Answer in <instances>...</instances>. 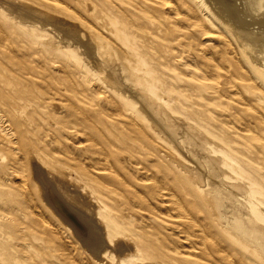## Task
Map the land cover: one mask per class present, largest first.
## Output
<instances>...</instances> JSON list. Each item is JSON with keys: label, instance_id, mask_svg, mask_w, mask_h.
I'll list each match as a JSON object with an SVG mask.
<instances>
[{"label": "rangeland", "instance_id": "obj_1", "mask_svg": "<svg viewBox=\"0 0 264 264\" xmlns=\"http://www.w3.org/2000/svg\"><path fill=\"white\" fill-rule=\"evenodd\" d=\"M63 1L0 0V264H109L56 216L43 188L50 201L51 188L73 197L77 191L79 202L97 207V221L125 217L181 264H264V232L254 240L235 232L214 204L218 189L230 191L243 216L241 201L251 198L247 225L264 230V82L237 41L202 0ZM234 1L220 7H242ZM145 100L195 149L157 130ZM198 159L217 168L208 181ZM34 161L47 180L39 188Z\"/></svg>", "mask_w": 264, "mask_h": 264}, {"label": "bare ground", "instance_id": "obj_2", "mask_svg": "<svg viewBox=\"0 0 264 264\" xmlns=\"http://www.w3.org/2000/svg\"><path fill=\"white\" fill-rule=\"evenodd\" d=\"M2 1H4V0H2ZM61 1L64 2L63 0H61ZM202 1L209 8L210 12L215 16L216 20H218L219 24L221 26H223L224 29L232 35L233 39H235L237 41L240 50L247 57L252 68L259 74V76L261 77V79L264 82V62H263L264 61V0H242L241 5L243 8L240 6L239 7L236 6L234 3L233 6H236L235 8H237V10L232 11V12H229V10H225V7L224 8L220 7V6H225V3L222 2L223 0L222 1L221 0H214L213 3L215 5L210 0H202ZM11 2L12 1H10L9 3L12 4L13 2L12 3ZM17 2L19 3L20 8L25 7L26 9L31 10L34 13L38 14V16H44V18L45 17L51 18V20L54 19L55 21L59 20V17L57 15H56L57 17L52 16L54 14L50 15L46 10L40 8L39 6H35L30 2H26V1H17ZM224 2H225V0H224ZM18 3L14 2V4H18ZM6 4H8V3H6ZM71 5H73V4L71 3ZM213 5L217 6L216 7L217 9H215V7ZM6 7H8V6H6ZM74 7H75V5H74ZM89 7L91 9V6H89ZM8 8H10V7H8ZM75 8H78V7H75ZM13 10H14V8H13ZM230 10H232V9H230ZM14 11H15L14 12L15 15L20 17L22 20H24V21L27 20V18L25 16H23L21 11H19V10L18 11L14 10ZM241 11H243V12H241ZM69 12L71 13V11H68V14H69ZM29 13H31V12L29 11ZM36 14H35V16H37ZM30 15H32V14H29V17H30ZM84 16H86V15H84ZM75 17H76V19L78 18V16H76V15H75ZM41 18L42 17H40V19ZM86 19L89 20L90 18H86ZM113 19L115 20V22H117L118 29H119L118 31L120 32V34L123 35L125 41L132 43L133 37H132L131 33L128 31L126 25L122 24L116 15L113 16ZM34 21H35V19H34ZM60 21L62 22V20H60ZM66 21H68V20H66ZM37 22H38V20H37ZM39 22L41 23V21H39ZM52 23H53V21H52ZM74 23H76V22H74ZM67 24L68 25H67L66 29L68 28L72 32V35L73 34L79 35V33L81 35L82 30L79 31L77 25L72 24V23H68V22H67ZM61 25H62V23H61ZM64 25L65 24L63 23L62 28ZM57 26H58V23H57ZM69 30H68V32H69ZM82 33H84V32H82ZM70 36H71V34H70ZM88 43L92 44L93 42L91 43V41L88 40ZM218 43H219V41H217V44ZM221 43H223V42H221ZM223 45L227 46V43L223 44ZM229 45H231V43H229L228 46ZM88 46H89V50H90V46L93 47L94 44L93 45H87V47ZM87 47L85 46V48H87ZM72 48H73V46H72ZM94 50H95V48H94ZM222 51L225 52L224 50H222ZM232 51H234V49ZM93 55L95 57L96 53ZM236 55L237 54H235V56ZM95 58H97V57H95ZM25 60H27V59L25 58ZM99 60L100 59L98 58V61ZM191 62H192V60H191ZM98 65L100 66V64H98ZM96 66H97V64H96ZM97 68H98V66H97ZM60 70H63V69H60ZM120 71H121V69H120ZM201 75H203V74H201ZM124 78H122V79L124 80ZM126 89H128V88H126ZM136 90H138V89H135V91ZM122 92H124V90ZM129 93H131V92H129ZM132 93H133V89H132ZM154 93L156 94V96L160 97L159 92L157 90H155ZM134 94H136V93L134 92ZM138 94H140V92H138ZM135 96L138 98L137 95H135ZM139 99H141V98H139ZM142 100H143V97H142ZM142 103L141 104L146 107L148 114H149V117L152 118L157 130L164 132L168 136V138L173 139V142H175V144H177L179 147L189 149V150L195 149L194 142L192 140H190V138L187 135H185L184 133L178 135V134H175V133H173V131L168 129L166 118L164 116H162V114L161 115L159 114L156 107L151 106L149 104V102L146 100L144 102L142 101ZM142 105H141V107H142ZM118 109H119V107H118ZM257 114H258V112H257ZM259 118H262V117L259 116ZM80 139H82V138H80ZM72 141H73V139H72ZM85 142H87V141H85ZM35 149L38 153V156L41 155L40 151L37 150V147ZM40 158L42 161L46 162L45 158H43V156H40ZM197 161H198L197 162L198 165L199 164L204 165L205 169L208 171V173L206 174V177H204V180L208 181L209 177L210 178L212 177L211 173L212 174L215 173V171L217 169L215 164L212 161H207V163H206V162H204V160H201V159H198ZM106 165H108V164H106ZM89 166H91V164H89ZM32 167H33V170H34L33 172L35 175L34 181H35V179H36V181H38V182H36V185L39 188L38 183L44 185L42 182H44L46 180V175L43 172L44 169L41 168L37 162L35 163V161H34ZM93 167H94V165H93ZM103 168L101 170H104ZM46 171L48 172V170H46ZM48 175H50V174H48ZM19 178H21V177L19 176ZM14 179H15V177H14ZM47 179H49V178H47ZM62 179H64V178H62ZM19 180H21V179H19ZM72 180H74V179H72ZM57 181L58 180H56V182ZM12 182H13V180H12ZM16 182H18V181H16ZM52 182L53 181H51L47 185H50ZM67 184H68V182H67ZM59 186L60 185L58 184V188H59ZM45 187H46V185H45ZM65 187H67V185ZM60 188L62 189V185ZM71 188H72V186H71ZM62 190H64V189H62ZM57 191H58L57 189L55 191L51 188L50 192H52L51 196L53 197L52 199H54V201L53 200L50 201L48 198L47 191L45 190V188H43L42 192H43V194L45 193L44 195L46 197L44 196V198L47 199V204L52 207L56 216H59L63 220V222H65V225L68 227V229L71 230L73 232V234L77 238H79V240H81L87 246V248L90 250L91 255H93V257L95 259H97V260L102 259V261L105 260L109 264H181L180 259H179V257H177L175 252L171 248H169L164 242L159 240L157 237H155L153 235H147L146 233H143L142 230H140V231L139 230H133L132 231V229H133L132 223H130L128 220H126L125 217H123V216H103L102 220L100 219L99 221H97V218H96L97 216H95V215H94L95 217L92 216V214L94 212H97V207H94V208H96V210L94 211L93 209L87 207L88 205L86 206V205L82 204L81 202H79V199L77 200L78 197L76 195L77 191H76V194H74L72 192L77 198H75V196L73 197L72 195H70L67 191H64L65 194L64 193H57ZM71 191H73V189ZM62 194L65 196H63ZM78 194H79V192H78ZM231 194H233V193L230 191L218 189V193L215 194V196H214V204H215V208L217 209V211H222V212H225V213L230 215V216H226V217L234 225V231L235 232L244 231V232L248 233L253 240L257 239L258 235H261V234L263 235L264 230H262V231L255 230V229H253L247 225L248 222H250L252 220V216H249V208H250L249 201H251V198L250 199L248 198L246 201L245 200L241 201V203H243V205L245 206V209L240 211L239 214H241L243 216H236L237 212L235 211L236 208L234 207V203H233L234 200H233V197ZM79 196H80V194H79ZM86 198H85V200H86ZM32 205L33 204H31V207H32ZM37 207H38V205H37ZM35 209H37V208H35ZM38 213L40 214V212H38ZM105 220H106V222H105ZM42 222L43 221H41V223ZM100 223L103 225L102 228L100 225H98ZM82 233H85V235H82ZM200 243H202V242H200ZM200 243H198L196 241V242H194V244H190L191 248H192L191 250L195 251V252L198 249L200 250V247H201ZM140 262H142V263H140Z\"/></svg>", "mask_w": 264, "mask_h": 264}]
</instances>
